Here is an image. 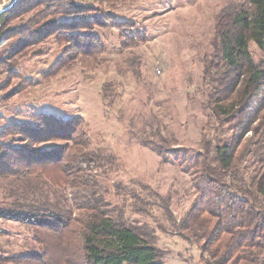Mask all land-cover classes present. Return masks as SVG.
Returning a JSON list of instances; mask_svg holds the SVG:
<instances>
[{
    "label": "trees",
    "instance_id": "obj_1",
    "mask_svg": "<svg viewBox=\"0 0 264 264\" xmlns=\"http://www.w3.org/2000/svg\"><path fill=\"white\" fill-rule=\"evenodd\" d=\"M98 12L77 0H16L0 15V37L19 41L8 58L50 37L64 46L58 60L42 73L44 79L77 64L96 68L104 45L95 31L108 21L126 31L131 47L146 39L132 33L133 23L111 15L100 19ZM29 13L34 15L24 20ZM15 20L22 23L11 26ZM252 43L264 50V0L221 10L214 53L204 68L209 118L199 151L174 148L163 138L142 141L165 163L192 176L198 194L175 227L182 239L200 247L204 264H264V62L256 61ZM8 71L9 77L15 76L12 67ZM34 83L30 79L21 87L26 90ZM107 87L105 98L113 94ZM261 91L258 107L250 110ZM16 93L8 92L1 100L8 103ZM85 127L81 117L63 119L32 109L28 122H13L0 131V180L41 186L34 192L38 199L0 203L3 224L31 233L29 251L2 253L0 264H163L154 232L147 225L129 223L125 208L108 198L112 189L120 197L125 190L121 184L107 186L99 175L103 157L90 149ZM248 132L260 139H246ZM249 155H259L262 164L247 177L244 163ZM164 211L170 214L166 206ZM9 235L0 228V238Z\"/></svg>",
    "mask_w": 264,
    "mask_h": 264
},
{
    "label": "rangeland",
    "instance_id": "obj_2",
    "mask_svg": "<svg viewBox=\"0 0 264 264\" xmlns=\"http://www.w3.org/2000/svg\"><path fill=\"white\" fill-rule=\"evenodd\" d=\"M77 1L101 10L96 13L100 19L111 15L119 22L133 23L132 33L146 39L131 47L126 31L121 33L108 21L109 25L95 31L104 45L96 68L77 64L44 79L42 73L58 60L64 46L50 37L8 58L19 41L0 37V131L13 122H28L32 109L63 119L83 118L90 149L103 157L99 175L107 186L121 184L125 190L120 197L112 189L108 198L125 208L129 223L147 225L154 232L163 264H204L200 247L182 239L175 227L197 197L192 176L165 163L142 141L163 138L174 148L201 149L209 118L204 108V68L214 53L216 17L221 10L247 0ZM33 15L27 14L24 20ZM21 23L15 20L11 26ZM250 49L257 62H264V50L254 43ZM11 67L16 73L13 77H9ZM30 79L34 85L22 89L21 84ZM107 86L113 94L105 98ZM12 91L17 93L4 103L1 99ZM261 98L262 91L253 97L250 110L258 107ZM253 135L248 132L245 138ZM261 140L264 145V136ZM259 155L247 157V177L262 164ZM39 186L31 181L0 180V203L38 199L34 192ZM164 206L171 215L167 216ZM0 228L11 233L8 239L0 238V250H24L31 233L2 221Z\"/></svg>",
    "mask_w": 264,
    "mask_h": 264
},
{
    "label": "crops",
    "instance_id": "obj_3",
    "mask_svg": "<svg viewBox=\"0 0 264 264\" xmlns=\"http://www.w3.org/2000/svg\"><path fill=\"white\" fill-rule=\"evenodd\" d=\"M1 221V220H0ZM3 223V222H2ZM14 225V224H13ZM8 232V231H7ZM9 236L8 237H5V238H10L11 237V233L9 232ZM31 243V237L28 238V240H26L23 244V249L25 250H22L21 252H14V251H10L9 249L8 250H0V254L4 253L6 255H23V254H26L29 250V247L31 246L30 245ZM1 249V248H0Z\"/></svg>",
    "mask_w": 264,
    "mask_h": 264
},
{
    "label": "built area",
    "instance_id": "obj_4",
    "mask_svg": "<svg viewBox=\"0 0 264 264\" xmlns=\"http://www.w3.org/2000/svg\"><path fill=\"white\" fill-rule=\"evenodd\" d=\"M16 0H0V15L3 14L7 9H9ZM1 24H0V29H1Z\"/></svg>",
    "mask_w": 264,
    "mask_h": 264
}]
</instances>
